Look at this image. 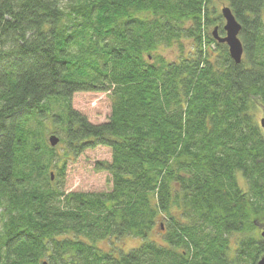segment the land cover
Listing matches in <instances>:
<instances>
[{"label": "trees", "instance_id": "1", "mask_svg": "<svg viewBox=\"0 0 264 264\" xmlns=\"http://www.w3.org/2000/svg\"><path fill=\"white\" fill-rule=\"evenodd\" d=\"M220 1L240 63L216 0H0V264L259 262L264 0ZM79 92H109V119ZM101 145L111 188L67 192L64 164Z\"/></svg>", "mask_w": 264, "mask_h": 264}, {"label": "rangeland", "instance_id": "2", "mask_svg": "<svg viewBox=\"0 0 264 264\" xmlns=\"http://www.w3.org/2000/svg\"><path fill=\"white\" fill-rule=\"evenodd\" d=\"M214 6L215 10L222 14V9L227 5L220 0H216ZM225 23L224 19L218 20L216 25H213L209 31L212 33L216 27L220 28ZM161 52L166 57L171 58L179 52V47L173 44L172 47L162 48ZM71 101L73 107L86 115L92 123H103L111 115L112 102L109 92H79L74 95ZM47 139L49 140V135H47ZM63 151L62 144L56 146L57 153H63ZM111 151L109 147L101 145L87 149L84 153L68 160L64 164L66 165L65 172L61 177L64 189L67 192H93L110 189L112 186L110 174L106 170L99 169V162H110L112 160ZM137 244L139 242L131 238V236L118 241V245L124 247L126 250ZM101 245L108 248L107 243H102Z\"/></svg>", "mask_w": 264, "mask_h": 264}, {"label": "water", "instance_id": "3", "mask_svg": "<svg viewBox=\"0 0 264 264\" xmlns=\"http://www.w3.org/2000/svg\"><path fill=\"white\" fill-rule=\"evenodd\" d=\"M222 15L226 22L224 25L225 35L219 36L218 27H216L215 30H213V36L217 41L226 43L229 47L228 51L230 52L231 57L236 63H240L243 56V44L241 40H239V34L241 32L242 26L237 21V19H235L236 17L233 14L232 10L229 9V7H224L222 9ZM261 123L264 128V118H262ZM49 142L53 147H55L60 142V138L55 134H51V136L49 137ZM262 236L264 238V230L262 231ZM43 264L48 263L44 262ZM257 264H264V256L259 259V262Z\"/></svg>", "mask_w": 264, "mask_h": 264}]
</instances>
